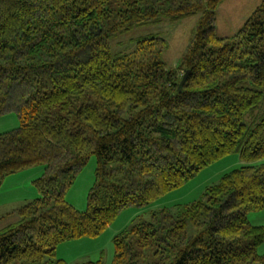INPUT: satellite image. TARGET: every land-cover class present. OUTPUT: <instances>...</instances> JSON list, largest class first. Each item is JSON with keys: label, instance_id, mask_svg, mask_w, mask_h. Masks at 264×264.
I'll return each mask as SVG.
<instances>
[{"label": "trees", "instance_id": "obj_1", "mask_svg": "<svg viewBox=\"0 0 264 264\" xmlns=\"http://www.w3.org/2000/svg\"><path fill=\"white\" fill-rule=\"evenodd\" d=\"M222 1L0 0V116L19 121L0 133V186L43 165L39 195L0 229V264H102L68 263L56 247L99 235L121 210L231 153L243 164L198 199L116 234L112 264H264V225L246 217L264 208V0L229 37L216 35ZM194 14L175 66L160 36L111 48L119 31ZM91 155L95 178L80 211L65 194Z\"/></svg>", "mask_w": 264, "mask_h": 264}, {"label": "rangeland", "instance_id": "obj_2", "mask_svg": "<svg viewBox=\"0 0 264 264\" xmlns=\"http://www.w3.org/2000/svg\"><path fill=\"white\" fill-rule=\"evenodd\" d=\"M261 0H223L216 10V35L229 37L235 34L250 16ZM200 14L173 20L162 18L158 22L134 26L119 31L111 39L113 52L130 51L137 39L160 36L167 41L163 59L169 66H175L187 47ZM264 108V107H263ZM251 119L245 118L249 123ZM19 124L14 113L0 116V133L13 129ZM264 161V160H263ZM237 153H231L202 168L183 185L151 200L143 206H129L121 210L115 219L97 236L82 237L64 241L56 247V257L68 263L101 260L102 264H112L113 237L131 227L134 223L148 220L152 211L168 207L176 211V206L198 199L207 186L219 181L222 174L241 166ZM96 158L91 155L79 171L65 194V199L76 209H86L87 194L94 183ZM43 172V165H35L7 175L0 186V229L17 220L14 209L26 204L39 195L33 181ZM247 220L253 225H264V208L249 211ZM188 233L194 228L188 224ZM264 253V242L257 250Z\"/></svg>", "mask_w": 264, "mask_h": 264}, {"label": "water", "instance_id": "obj_3", "mask_svg": "<svg viewBox=\"0 0 264 264\" xmlns=\"http://www.w3.org/2000/svg\"><path fill=\"white\" fill-rule=\"evenodd\" d=\"M187 76H188V71L183 74L182 79L179 82V85H178V89L179 90L182 89V87H183V85H184V83H185V81L187 79Z\"/></svg>", "mask_w": 264, "mask_h": 264}]
</instances>
